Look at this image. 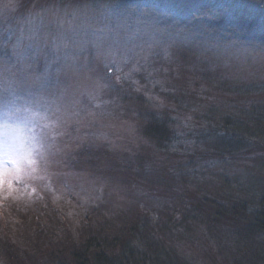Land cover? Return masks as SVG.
<instances>
[{
	"label": "rangeland",
	"instance_id": "obj_1",
	"mask_svg": "<svg viewBox=\"0 0 264 264\" xmlns=\"http://www.w3.org/2000/svg\"><path fill=\"white\" fill-rule=\"evenodd\" d=\"M260 110L264 0H0V230L31 220L38 207L47 211L43 222L59 209L74 227L91 210L118 206L122 189L102 174L104 164L87 160L98 155H142L157 175L190 164L186 181L174 177L192 197L249 208L263 198L264 206V157H247L264 147L242 143H264V120L256 126L243 116L260 118ZM143 115L175 134L164 153L139 135ZM226 120L240 122L243 140L234 157L219 160L210 132ZM202 128L204 138L192 135ZM84 148L75 161L82 168L72 167ZM222 225L188 221L166 242L174 256L200 264L216 256ZM256 234L261 248L264 232ZM53 235H42L38 248L55 243Z\"/></svg>",
	"mask_w": 264,
	"mask_h": 264
},
{
	"label": "trees",
	"instance_id": "obj_2",
	"mask_svg": "<svg viewBox=\"0 0 264 264\" xmlns=\"http://www.w3.org/2000/svg\"><path fill=\"white\" fill-rule=\"evenodd\" d=\"M218 87L221 89L222 85L218 84ZM218 111L221 113V108H215L216 115L219 114ZM209 113L203 119L208 128L211 122H214L212 113ZM252 113L243 116L247 120H255L258 126L259 122L264 120V115L259 118V113ZM147 117H140L139 135L150 142L151 147L164 153L175 134L168 138L170 130L167 123ZM228 122H219L222 125L214 126V130L210 132L218 141V148L215 146L218 154L214 156L219 160L234 157L233 149L241 143L238 138L243 140V135H238L237 128L242 127L240 122ZM206 132L207 130L202 128L192 135L204 138ZM225 135H229L230 141ZM251 142L245 140L242 143H248V147L253 144L257 145V148L264 147L263 142ZM88 151V148L77 150L74 154L76 159L72 160L70 157L71 166L82 168L77 166L75 161L77 156L81 157ZM262 156L264 157V151L247 155L254 162L260 161ZM138 158L140 160L137 162L112 159L111 156L101 162L100 155L87 158L92 166L95 163L104 164L102 174L107 175L110 181L116 182L122 189L121 203L115 207H108L106 204L103 208L91 210L92 213L86 219L82 218L74 227L59 209H47L50 215L46 217L47 222H43L42 215L47 211L43 207H35V215L31 220H24L23 224L15 225V228L9 229L7 233L0 230V264H191L174 256L173 248L166 241L173 239L171 235L174 229L182 227L188 221L199 222L200 219L209 230H213V223L218 220L227 222L226 226L222 225V228L217 230V239H214L212 234L208 236V241L214 239L217 244L216 256L210 260L208 255V261L200 264H264V244L260 248L261 242L255 238L257 232H264L263 198L259 200V205L255 204L254 208H249V205L241 206V200H238L240 203H234V198L223 197L220 200L192 197L191 191L180 188L177 183V179L186 181L190 164L176 163L169 169L161 167V173L157 175L154 167L149 171L143 165L142 155ZM188 162H191V159H188ZM118 171L120 176L115 177L114 172ZM156 196L160 199L158 202L154 200ZM240 221L243 224L240 230L233 231L228 228L231 223ZM2 225L1 222L0 226ZM52 229L55 231V243L47 245L46 249H39L42 240L40 237ZM23 258L24 261H21Z\"/></svg>",
	"mask_w": 264,
	"mask_h": 264
},
{
	"label": "snow or ice",
	"instance_id": "obj_3",
	"mask_svg": "<svg viewBox=\"0 0 264 264\" xmlns=\"http://www.w3.org/2000/svg\"><path fill=\"white\" fill-rule=\"evenodd\" d=\"M114 62V61H113ZM3 172L2 171H0V185H2L3 184Z\"/></svg>",
	"mask_w": 264,
	"mask_h": 264
}]
</instances>
